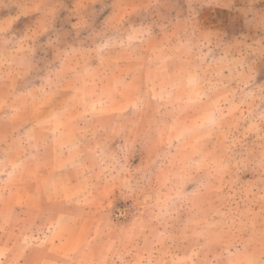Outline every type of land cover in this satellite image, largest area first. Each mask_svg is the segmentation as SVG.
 <instances>
[{
  "label": "rangeland",
  "instance_id": "374dc122",
  "mask_svg": "<svg viewBox=\"0 0 264 264\" xmlns=\"http://www.w3.org/2000/svg\"><path fill=\"white\" fill-rule=\"evenodd\" d=\"M0 264H264V0H0Z\"/></svg>",
  "mask_w": 264,
  "mask_h": 264
}]
</instances>
